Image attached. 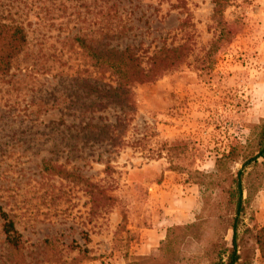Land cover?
I'll return each mask as SVG.
<instances>
[{
  "label": "rangeland",
  "instance_id": "rangeland-1",
  "mask_svg": "<svg viewBox=\"0 0 264 264\" xmlns=\"http://www.w3.org/2000/svg\"><path fill=\"white\" fill-rule=\"evenodd\" d=\"M42 1L46 17L0 77V206L21 234L12 249L0 219V264H209L232 246L233 209L222 177L203 185L196 172L214 173L264 118V0ZM105 32L146 67L162 57L128 104L85 90L116 81L70 39ZM261 238L264 188L238 221L244 264H264Z\"/></svg>",
  "mask_w": 264,
  "mask_h": 264
},
{
  "label": "trees",
  "instance_id": "trees-1",
  "mask_svg": "<svg viewBox=\"0 0 264 264\" xmlns=\"http://www.w3.org/2000/svg\"><path fill=\"white\" fill-rule=\"evenodd\" d=\"M42 2V0H0V77L11 72L14 64L29 47L30 35L36 31L35 20L46 17L49 8L43 6ZM62 5L66 8L63 2L59 5V9ZM107 39L114 40L115 37L105 32L103 38L98 40L85 34H76L70 40L73 41V45L76 44V51L80 53L86 64L102 75L108 74L116 81L114 86L105 89L86 82L85 90L107 103L128 104L130 86L136 81L144 82L158 74L162 68L158 62L162 61V57L152 56L150 67H146L132 46L120 48L119 45ZM86 64L83 65L86 66ZM84 72L85 70L82 72L77 70L66 72V74L82 76L80 73ZM67 119L68 115L62 113L54 122H57L56 125L65 124ZM103 127L104 130L105 128L108 130L111 126ZM65 131H68L67 127L66 130H60V133L63 135ZM236 164H240V167L234 171L233 166ZM44 169L62 175L68 171L63 164L46 163ZM196 173L199 176L198 182L203 185H206L207 177L221 176L220 186L225 194L226 204L233 209L232 246H225L223 252H220L218 257L209 264H244L237 241L238 221L255 194L264 188V118L251 126L250 135L245 143L231 144L229 151L217 158L214 173L209 175L201 171ZM0 219L6 242L12 249H19L21 234L16 228L14 218L2 206H0ZM259 241L264 255L263 238ZM214 247H217V244Z\"/></svg>",
  "mask_w": 264,
  "mask_h": 264
}]
</instances>
